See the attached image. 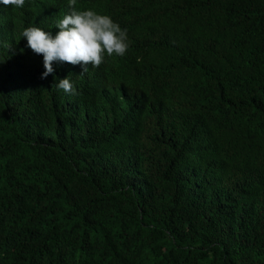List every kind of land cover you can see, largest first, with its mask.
I'll list each match as a JSON object with an SVG mask.
<instances>
[{
    "label": "trees",
    "instance_id": "16d2710c",
    "mask_svg": "<svg viewBox=\"0 0 264 264\" xmlns=\"http://www.w3.org/2000/svg\"><path fill=\"white\" fill-rule=\"evenodd\" d=\"M76 8L128 51L41 79L69 0L0 3V264H264V0Z\"/></svg>",
    "mask_w": 264,
    "mask_h": 264
},
{
    "label": "clouds",
    "instance_id": "9594fccd",
    "mask_svg": "<svg viewBox=\"0 0 264 264\" xmlns=\"http://www.w3.org/2000/svg\"><path fill=\"white\" fill-rule=\"evenodd\" d=\"M26 0H0L5 7L22 9ZM77 0H69L71 12L56 22L58 32L53 35L38 26L27 27L22 36L27 47L36 55H42L45 71L41 79L55 73L54 64L79 66L83 75L89 66L100 67L105 57H123L129 48L127 29H122L109 15L95 10H77ZM23 51V50H21ZM55 87L69 95H78L71 73Z\"/></svg>",
    "mask_w": 264,
    "mask_h": 264
}]
</instances>
